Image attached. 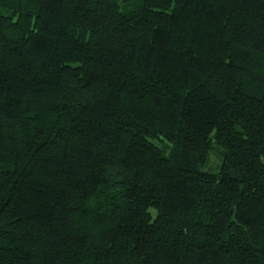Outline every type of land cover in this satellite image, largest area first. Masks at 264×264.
Wrapping results in <instances>:
<instances>
[{
	"label": "trees",
	"instance_id": "trees-1",
	"mask_svg": "<svg viewBox=\"0 0 264 264\" xmlns=\"http://www.w3.org/2000/svg\"><path fill=\"white\" fill-rule=\"evenodd\" d=\"M125 1L0 0V264H264V0Z\"/></svg>",
	"mask_w": 264,
	"mask_h": 264
},
{
	"label": "rangeland",
	"instance_id": "rangeland-1",
	"mask_svg": "<svg viewBox=\"0 0 264 264\" xmlns=\"http://www.w3.org/2000/svg\"><path fill=\"white\" fill-rule=\"evenodd\" d=\"M117 1L123 6V9L133 8V6H129V4L127 6H125V4H126L125 0H117ZM223 161H224L223 148L214 142L213 148L209 152V155H208V161L206 163H203L200 165V170L210 171V172H218L221 169Z\"/></svg>",
	"mask_w": 264,
	"mask_h": 264
}]
</instances>
